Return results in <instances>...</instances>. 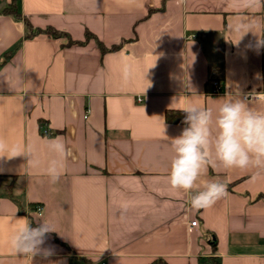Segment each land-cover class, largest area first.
Masks as SVG:
<instances>
[{
	"label": "crops",
	"instance_id": "obj_1",
	"mask_svg": "<svg viewBox=\"0 0 264 264\" xmlns=\"http://www.w3.org/2000/svg\"><path fill=\"white\" fill-rule=\"evenodd\" d=\"M12 2L0 0V139L39 163L0 157L11 185V195L0 187V264H264V169L207 166L198 188L218 181L227 193L207 209L168 183L180 109L264 93V0H16L20 18ZM25 19L68 35L26 38ZM213 74L221 94H210ZM250 106L264 111V101ZM55 138L73 155L53 185ZM41 219L56 227L52 254L17 257L10 236Z\"/></svg>",
	"mask_w": 264,
	"mask_h": 264
},
{
	"label": "clouds",
	"instance_id": "obj_2",
	"mask_svg": "<svg viewBox=\"0 0 264 264\" xmlns=\"http://www.w3.org/2000/svg\"><path fill=\"white\" fill-rule=\"evenodd\" d=\"M259 2L240 0V5L253 7ZM258 44L264 46V40L258 41ZM121 75L124 81L129 80L133 75L132 65L123 63ZM248 95L250 100L242 98L239 90L228 92L225 97L230 99H226L215 111L196 105L180 109L186 114L182 120L185 127L180 135L170 139L173 155L168 183L171 189L190 194L189 204L194 210L210 208L227 194L226 185L218 181L206 183L202 190L198 188L197 182L207 166L264 169V111L250 106L252 101H264V93L253 91ZM47 147L56 157L49 160L46 168L49 182L54 185L61 176V162L71 157L73 152L59 138L48 140ZM21 155L28 157L29 165L39 163L33 158L30 148L8 145L0 139V157L10 159ZM193 189L197 190L193 192ZM37 221L35 227L31 221L18 226L10 236L11 250L17 257L32 260L34 256H41L46 259L52 254V250L44 245L48 234L57 232L56 227L48 220Z\"/></svg>",
	"mask_w": 264,
	"mask_h": 264
},
{
	"label": "trees",
	"instance_id": "obj_3",
	"mask_svg": "<svg viewBox=\"0 0 264 264\" xmlns=\"http://www.w3.org/2000/svg\"><path fill=\"white\" fill-rule=\"evenodd\" d=\"M7 11L11 12L16 17H19V18L21 17V14L18 12V9H17L16 0H13L11 5L7 8ZM25 22H26V26L28 28V33L26 34V38H31V37L35 36L36 34H38V33H47V34H49V35H51L53 37H60L62 35H68L66 32L58 30V29H55L53 27H47L45 29H43V28H36L35 29L27 19H25ZM86 36H87V38L95 37L94 34H92L90 32H87ZM70 42L73 43V42H76V41L70 39ZM98 44H99V46H100V48L102 49L103 52L108 50V49H106V47L104 46V44L101 41H98ZM117 48H118V46L115 45L111 49L115 50ZM217 79H221V77L218 75ZM170 116H171L170 112H167L166 113V117L168 119H170ZM42 125H43V123H42ZM0 187L5 189V191L8 194L11 195V192H10L11 191V188H10L11 185H4V184L1 183V180H0ZM215 249H216V245H214V250ZM84 260L88 261L89 263L91 262L87 258H85ZM209 261H211V264H220L217 261L216 257H210ZM151 264H167V263L163 259L158 258V259H155Z\"/></svg>",
	"mask_w": 264,
	"mask_h": 264
},
{
	"label": "built area",
	"instance_id": "obj_4",
	"mask_svg": "<svg viewBox=\"0 0 264 264\" xmlns=\"http://www.w3.org/2000/svg\"><path fill=\"white\" fill-rule=\"evenodd\" d=\"M210 80H212V83L214 85V89H213V91H211L210 94H221L222 91L220 90V80L216 79L214 74L210 75ZM244 98H247L249 100L251 99V97L248 94H245ZM36 210L37 211H41L42 210V206H37ZM197 224H198V219H195V220L192 221V225L193 226H196Z\"/></svg>",
	"mask_w": 264,
	"mask_h": 264
},
{
	"label": "rangeland",
	"instance_id": "obj_5",
	"mask_svg": "<svg viewBox=\"0 0 264 264\" xmlns=\"http://www.w3.org/2000/svg\"><path fill=\"white\" fill-rule=\"evenodd\" d=\"M208 264V263H207ZM209 264H211V261L209 262Z\"/></svg>",
	"mask_w": 264,
	"mask_h": 264
}]
</instances>
